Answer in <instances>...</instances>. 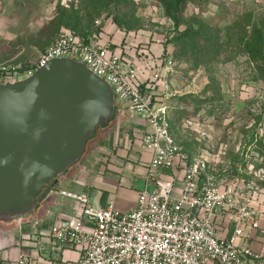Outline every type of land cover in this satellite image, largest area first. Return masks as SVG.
Here are the masks:
<instances>
[{
  "label": "rangeland",
  "instance_id": "obj_1",
  "mask_svg": "<svg viewBox=\"0 0 264 264\" xmlns=\"http://www.w3.org/2000/svg\"><path fill=\"white\" fill-rule=\"evenodd\" d=\"M214 1L217 9L206 0H0V65L35 62L63 26L89 34L99 17L138 40L160 42L167 64L155 96L169 106L170 130L189 156L206 151L223 182L256 194L261 227L250 231L249 243L264 257V47L252 46L256 32L264 38V0ZM124 124L110 132L122 137ZM98 142L71 170L75 182L84 184L110 162L111 154L96 150ZM47 197L25 218L28 232L74 216V202ZM233 230L231 224L228 236Z\"/></svg>",
  "mask_w": 264,
  "mask_h": 264
},
{
  "label": "built area",
  "instance_id": "obj_2",
  "mask_svg": "<svg viewBox=\"0 0 264 264\" xmlns=\"http://www.w3.org/2000/svg\"><path fill=\"white\" fill-rule=\"evenodd\" d=\"M94 25L89 34L63 26L35 62L0 65V81L26 78L54 58L84 62L111 84L116 102L144 116L139 139L150 153L146 186L127 211L114 201L96 204L87 191L59 188L58 193L75 200L74 216L29 232L23 227L27 220H19L15 245L28 250L20 251L14 264H247L263 257L249 243L250 231L261 227L256 194L223 182L206 151L189 156L170 130L169 106L155 96L165 53L154 54L149 42L110 20L99 17Z\"/></svg>",
  "mask_w": 264,
  "mask_h": 264
},
{
  "label": "water",
  "instance_id": "obj_3",
  "mask_svg": "<svg viewBox=\"0 0 264 264\" xmlns=\"http://www.w3.org/2000/svg\"><path fill=\"white\" fill-rule=\"evenodd\" d=\"M115 92L84 62L50 60L16 82L0 81V220H22L80 161L115 115Z\"/></svg>",
  "mask_w": 264,
  "mask_h": 264
},
{
  "label": "crops",
  "instance_id": "obj_4",
  "mask_svg": "<svg viewBox=\"0 0 264 264\" xmlns=\"http://www.w3.org/2000/svg\"><path fill=\"white\" fill-rule=\"evenodd\" d=\"M206 2V7L218 8L215 1L210 3L206 0ZM144 40L149 42L148 46L154 54L158 55L163 52L164 46L160 42H150L149 38ZM120 122H124V125H126V129L122 130V137L113 131V133L110 132L113 128L115 129L114 125ZM145 128L144 116L134 112L122 103L116 102L114 118L108 124L97 128L86 148V152H88L89 146L99 140L96 150L111 154L110 162L107 163L106 161V164L98 166L96 172L89 174L84 179V184L80 181H76V183L74 180L77 175L71 174V170L83 160V156L80 161L72 165L61 176L64 181L63 185H59V187L76 192L88 191L96 204L105 205L108 201H114L116 207L120 210L127 211L134 208L137 204L139 190L146 186L147 163L145 164L142 160L146 162L150 158V153L143 149L139 139L141 130ZM54 194L56 193L49 194L47 199H50ZM62 196L75 204V200L72 198ZM54 206L50 205L48 211L52 212ZM8 222L10 223L0 220V264H14L20 251L28 250V248L15 245L18 235L20 237L15 224L17 221L11 220ZM220 230L223 234L227 232L225 220H221ZM24 231L28 232L26 225ZM247 264H264V257L248 259Z\"/></svg>",
  "mask_w": 264,
  "mask_h": 264
},
{
  "label": "trees",
  "instance_id": "obj_5",
  "mask_svg": "<svg viewBox=\"0 0 264 264\" xmlns=\"http://www.w3.org/2000/svg\"><path fill=\"white\" fill-rule=\"evenodd\" d=\"M252 46L257 47L258 51H262V49L264 47V38L260 32L255 33L254 38H253V42H252ZM262 72H264V70ZM263 76H264V73H263Z\"/></svg>",
  "mask_w": 264,
  "mask_h": 264
}]
</instances>
